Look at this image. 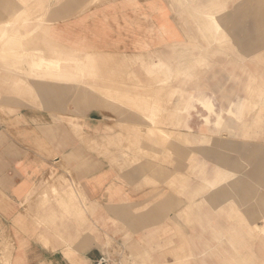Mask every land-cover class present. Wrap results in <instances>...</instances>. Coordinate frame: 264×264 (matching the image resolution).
<instances>
[{"label": "rangeland", "instance_id": "374dc122", "mask_svg": "<svg viewBox=\"0 0 264 264\" xmlns=\"http://www.w3.org/2000/svg\"><path fill=\"white\" fill-rule=\"evenodd\" d=\"M210 1L191 41L151 56L86 57L45 36L34 49L33 32L3 25L18 62L2 68L23 78L0 95L16 124L0 126V147L9 133L41 172L9 216L20 212L0 217V264L16 262L11 236L25 264H92L103 236L118 264H264V0ZM83 155L142 192L100 218L76 175Z\"/></svg>", "mask_w": 264, "mask_h": 264}, {"label": "crops", "instance_id": "0c3cea01", "mask_svg": "<svg viewBox=\"0 0 264 264\" xmlns=\"http://www.w3.org/2000/svg\"><path fill=\"white\" fill-rule=\"evenodd\" d=\"M210 2L193 0L184 11L186 4L180 9V4L175 5L170 0H34V6L29 9L25 0H0V36L2 37L4 33L8 35V31L4 32L3 27L6 22L17 20L20 35L18 39H25L27 34L33 32L36 40L34 49L41 48L43 44L38 40L46 37L51 41V45L84 51L86 57L89 56V52L116 54L119 59L138 55L151 56L154 52H166L171 47H184L191 41L187 39L186 33L195 30V23H200L192 18V14L195 15V10L208 6ZM251 5L249 0L247 6ZM43 13L44 17L41 19ZM27 16L30 17L29 22ZM223 20L225 23L235 21L234 16ZM42 30L43 36L40 35ZM3 44L4 46H0V95L4 94L3 89L7 88L8 80L23 78L16 72L5 71L2 68V63L18 62L4 50L11 45L7 42ZM25 44L22 42L21 46L25 48ZM205 107L210 111L212 104L207 102ZM1 111H4V107L0 102ZM89 119L94 120L91 117ZM14 121L13 116H0V126H5L4 129L10 126L14 128L16 126ZM11 139L9 133H4L0 147L2 222L8 221L15 212H20L18 209L9 216L11 207H22L21 202L25 193L41 172L31 152L15 148L11 143L16 141ZM82 159L81 170L77 171L76 175L80 178L87 202L97 207L100 218H107V213L121 207L124 201L142 192L135 188L138 178L125 177L123 173L108 167L101 157H92L91 161L89 156L83 155ZM20 231L19 227L17 230L19 240L24 238ZM14 241V236H11L10 245L15 250L13 254L15 264H25L21 242L17 244ZM104 241L103 236L101 245L93 246L85 253L86 258L92 263L105 250ZM40 249L44 253L47 252L42 246ZM41 256L38 261V258H34L33 264H43V261L47 262L49 258L50 264H58L57 260L46 258V253Z\"/></svg>", "mask_w": 264, "mask_h": 264}, {"label": "built area", "instance_id": "2783aa9c", "mask_svg": "<svg viewBox=\"0 0 264 264\" xmlns=\"http://www.w3.org/2000/svg\"><path fill=\"white\" fill-rule=\"evenodd\" d=\"M92 264H118L117 259H113L107 253H101L99 256L93 261Z\"/></svg>", "mask_w": 264, "mask_h": 264}]
</instances>
